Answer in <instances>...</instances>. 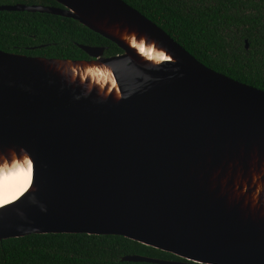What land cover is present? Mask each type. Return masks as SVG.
Here are the masks:
<instances>
[{
	"label": "water",
	"instance_id": "1",
	"mask_svg": "<svg viewBox=\"0 0 264 264\" xmlns=\"http://www.w3.org/2000/svg\"><path fill=\"white\" fill-rule=\"evenodd\" d=\"M52 1L58 7L0 11L71 19L121 53L78 45L88 59L66 60L0 51V164L28 157L33 186L0 212V241L119 236L190 263L122 262L264 264V212L233 194L254 185L251 171L264 181V91L204 67L121 0ZM113 27L143 35L169 60L134 63ZM94 59L109 68L115 102L49 72L54 61Z\"/></svg>",
	"mask_w": 264,
	"mask_h": 264
},
{
	"label": "trees",
	"instance_id": "2",
	"mask_svg": "<svg viewBox=\"0 0 264 264\" xmlns=\"http://www.w3.org/2000/svg\"><path fill=\"white\" fill-rule=\"evenodd\" d=\"M160 28L204 67L264 91V0H121ZM58 5L0 0V5ZM246 44V48H244ZM78 45L121 51L77 22L48 14L0 11V51L47 59L87 60ZM180 261L119 236L28 235L0 241V264H147L124 256Z\"/></svg>",
	"mask_w": 264,
	"mask_h": 264
},
{
	"label": "bare ground",
	"instance_id": "3",
	"mask_svg": "<svg viewBox=\"0 0 264 264\" xmlns=\"http://www.w3.org/2000/svg\"><path fill=\"white\" fill-rule=\"evenodd\" d=\"M108 32L114 34V36H116V38L120 42L128 46V48L133 54L132 60L136 64L142 62L145 63V65H148L149 67L150 66L153 67L159 62L161 63L169 60V56L164 54L163 51L160 52L152 48L149 45L150 43L145 41L143 35L138 36V34H135L131 30L130 31L127 29L119 30L117 27L108 29ZM141 48H143L144 50L141 51ZM161 55L167 57V59L161 60L160 59ZM96 61L98 60L94 59V60L80 61V62L54 61L51 64H49L50 66L49 72L54 71L53 72L54 74L60 75L67 81L75 83L77 86L83 88L85 93L88 90H91L90 92L96 94V97L100 98V100L109 99V101L115 102L118 99V92L115 83L113 81V78L110 74L109 68L106 67L105 69H100L99 66H97L96 64ZM98 62L100 63L101 61ZM43 64L45 67H47L45 63ZM27 161H29L28 157H24L23 159L20 160H13L11 163H4L2 165L0 164V168H4L5 170H7L17 165L26 166ZM230 164H232V162H228V165ZM250 173L253 174L254 176L255 181L254 182L252 181L254 185L248 186L247 183L249 181L245 184L241 183V187L242 188L244 187L243 190H245V192H243L242 189L240 191L239 189H235L233 194L238 195L243 193L245 199H247L250 202L249 207L252 210L256 208L257 213H263L264 212V181L258 180L256 176V171H251ZM244 180L246 179H243L242 181ZM21 182H22V178H17L13 181H10V184L13 187H15L18 186ZM235 185H238V183H235ZM32 190H33V186L32 183H30L27 190L23 192L16 200L10 201L7 204L0 205V212L10 207H13L14 204H16L21 197L28 194ZM246 192H248V195L246 194ZM258 192H260V195H258Z\"/></svg>",
	"mask_w": 264,
	"mask_h": 264
},
{
	"label": "clouds",
	"instance_id": "4",
	"mask_svg": "<svg viewBox=\"0 0 264 264\" xmlns=\"http://www.w3.org/2000/svg\"><path fill=\"white\" fill-rule=\"evenodd\" d=\"M144 49L141 48V51ZM160 59H167L161 55ZM32 176V163L27 161L26 166L17 165L11 169L5 170L0 168V205L7 204L16 200L23 192H25L30 184ZM22 178V182L13 187L10 181Z\"/></svg>",
	"mask_w": 264,
	"mask_h": 264
},
{
	"label": "flooded vegetation",
	"instance_id": "5",
	"mask_svg": "<svg viewBox=\"0 0 264 264\" xmlns=\"http://www.w3.org/2000/svg\"><path fill=\"white\" fill-rule=\"evenodd\" d=\"M175 257V256H174ZM177 258V257H176ZM180 261H175V262H186V263H190V262H188V261H185V260H182V259H180V258H178ZM166 261H168V260H166ZM169 261H171V260H169Z\"/></svg>",
	"mask_w": 264,
	"mask_h": 264
},
{
	"label": "rangeland",
	"instance_id": "6",
	"mask_svg": "<svg viewBox=\"0 0 264 264\" xmlns=\"http://www.w3.org/2000/svg\"><path fill=\"white\" fill-rule=\"evenodd\" d=\"M103 49V48H102ZM103 52H104V49H103ZM102 56H103V53H102Z\"/></svg>",
	"mask_w": 264,
	"mask_h": 264
},
{
	"label": "snow or ice",
	"instance_id": "7",
	"mask_svg": "<svg viewBox=\"0 0 264 264\" xmlns=\"http://www.w3.org/2000/svg\"><path fill=\"white\" fill-rule=\"evenodd\" d=\"M31 181H32V176H31ZM31 181H30V183H31Z\"/></svg>",
	"mask_w": 264,
	"mask_h": 264
}]
</instances>
